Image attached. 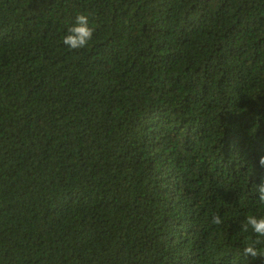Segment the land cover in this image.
Masks as SVG:
<instances>
[{"label":"trees","instance_id":"trees-1","mask_svg":"<svg viewBox=\"0 0 264 264\" xmlns=\"http://www.w3.org/2000/svg\"><path fill=\"white\" fill-rule=\"evenodd\" d=\"M261 155L264 0H0V264H264Z\"/></svg>","mask_w":264,"mask_h":264},{"label":"clouds","instance_id":"clouds-1","mask_svg":"<svg viewBox=\"0 0 264 264\" xmlns=\"http://www.w3.org/2000/svg\"><path fill=\"white\" fill-rule=\"evenodd\" d=\"M94 28L90 26L88 16L81 13L75 17L74 23L68 28L67 34L63 37V44L70 50H79L88 46L94 37ZM260 167L264 168V155L259 157ZM256 199L260 204H264V176L255 187ZM212 223L220 225L223 223L219 214L212 216ZM244 233L251 232L252 237L246 240L242 254L248 258L264 257V214L247 215L240 225Z\"/></svg>","mask_w":264,"mask_h":264}]
</instances>
